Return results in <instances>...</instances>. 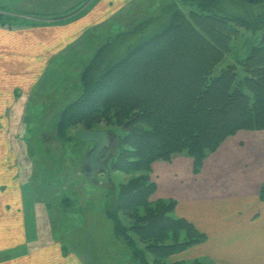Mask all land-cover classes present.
<instances>
[{
    "label": "rangeland",
    "instance_id": "rangeland-1",
    "mask_svg": "<svg viewBox=\"0 0 264 264\" xmlns=\"http://www.w3.org/2000/svg\"><path fill=\"white\" fill-rule=\"evenodd\" d=\"M222 1L229 15L264 11V3ZM112 2L108 8L110 13L101 22L100 10L105 8L101 0H91L83 11L76 13L72 19L75 23L91 10L93 22L57 56H0V262L3 264H30L31 261L36 264L44 256H75L84 264H133L132 252L115 238L112 221L106 213V207L115 202L120 186L140 174L111 170V162L120 152L123 128L104 121L95 129L108 131L113 139L111 159L107 161L109 170L99 171L96 175L99 182H95L83 171L85 156L95 144L76 136L77 132L85 131L82 126L71 127L66 140L60 139L58 125L64 109L82 95V72L101 48L106 46V63L124 58L142 37L165 29L175 11L187 14L189 9L182 0ZM215 2L219 4L221 0ZM15 15L0 10V16H4L0 23L5 25L1 27L26 24L27 20ZM251 38V33L242 31L216 74L248 55L247 49L259 42L251 44ZM215 152L207 156L198 171L194 159L186 153L176 155L171 161L152 164L149 175L156 190L150 202L174 201L173 215L186 219L207 235V241L201 246L173 255L171 264H199L198 261L217 264L210 253H198L201 248L207 251L202 244L212 236V212H196L194 201L183 200L185 191L192 197L198 181H202L198 178L204 163ZM159 163L172 165V176L165 177L164 170L157 167ZM202 183L211 186L206 180ZM19 192L25 202L24 210L16 196ZM5 206L12 209L5 210ZM237 236L242 237L243 233ZM45 246L49 247L40 249ZM222 247L218 249L221 253ZM27 252H31L28 260L23 257L12 260Z\"/></svg>",
    "mask_w": 264,
    "mask_h": 264
},
{
    "label": "trees",
    "instance_id": "trees-1",
    "mask_svg": "<svg viewBox=\"0 0 264 264\" xmlns=\"http://www.w3.org/2000/svg\"><path fill=\"white\" fill-rule=\"evenodd\" d=\"M182 1L187 14L175 11L165 29L142 37L124 58L106 63V46L101 48L82 72V95L64 109L58 125L63 140L71 127L95 130L105 121L123 128L111 170L140 174L120 186L106 213L133 264H171L173 255L207 241L173 215L174 201L150 202L156 190L152 164L186 153L198 171L227 138L264 130V11L229 15L222 0ZM242 31L257 36L258 44L216 74Z\"/></svg>",
    "mask_w": 264,
    "mask_h": 264
},
{
    "label": "crops",
    "instance_id": "crops-1",
    "mask_svg": "<svg viewBox=\"0 0 264 264\" xmlns=\"http://www.w3.org/2000/svg\"><path fill=\"white\" fill-rule=\"evenodd\" d=\"M90 1L87 0L86 4V0H0L1 11L27 20L22 27L8 28L0 24V56H57L68 48L69 41L75 40L82 30L91 26V10L79 17V22L72 20ZM112 1L101 0L105 8L99 12L100 22L110 13L108 8ZM251 39V44L258 41L257 36ZM168 166L157 164L164 170L165 177L172 176V165ZM200 178L202 181H198L192 197L189 198L185 191L183 198L184 201L195 202L196 212H212V236L202 244L207 251L201 248L198 253H210L217 264H264V202L260 199V189L264 185V130L240 131L231 137L204 163ZM205 180L211 182V186L202 183ZM18 194L16 196H19V204L24 210L22 193ZM11 209L5 206V210ZM242 233V237L237 236ZM210 245L211 248L208 247ZM221 245L222 253L218 250ZM46 247L49 246L40 249ZM29 255L31 252L12 260L22 257L28 260ZM36 264L84 263L75 256H44Z\"/></svg>",
    "mask_w": 264,
    "mask_h": 264
},
{
    "label": "water",
    "instance_id": "water-1",
    "mask_svg": "<svg viewBox=\"0 0 264 264\" xmlns=\"http://www.w3.org/2000/svg\"><path fill=\"white\" fill-rule=\"evenodd\" d=\"M261 43L264 44V35ZM77 136L86 142L95 144L93 150L85 156L83 171L86 176L97 182V173L101 170H108L106 162L111 153L110 142L113 140L110 138L111 133L106 130H87L77 132Z\"/></svg>",
    "mask_w": 264,
    "mask_h": 264
}]
</instances>
